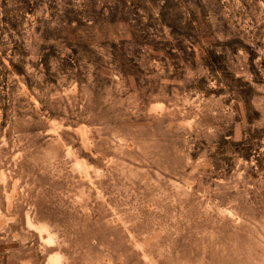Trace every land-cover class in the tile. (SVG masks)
I'll use <instances>...</instances> for the list:
<instances>
[{
	"label": "rangeland",
	"instance_id": "374dc122",
	"mask_svg": "<svg viewBox=\"0 0 264 264\" xmlns=\"http://www.w3.org/2000/svg\"><path fill=\"white\" fill-rule=\"evenodd\" d=\"M0 264H264V0H0Z\"/></svg>",
	"mask_w": 264,
	"mask_h": 264
}]
</instances>
